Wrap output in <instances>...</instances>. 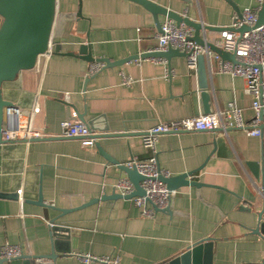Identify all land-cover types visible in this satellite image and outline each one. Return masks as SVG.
<instances>
[{"label":"crops","instance_id":"1","mask_svg":"<svg viewBox=\"0 0 264 264\" xmlns=\"http://www.w3.org/2000/svg\"><path fill=\"white\" fill-rule=\"evenodd\" d=\"M151 1L218 28L201 32L208 43H215L218 30L236 19L234 8L224 0ZM232 1L241 13L255 7L252 0ZM56 7L51 42L62 54L40 57L34 70L21 72L2 90L5 100L25 113L40 106L36 126L46 138L57 137L60 123L77 114L99 135L107 129L127 134L97 141L107 155L126 164L151 156L142 145V132L160 122L207 114L198 75L185 57L172 58L170 66L164 59L141 58L89 75L92 63L66 55L78 54L87 43L94 59L112 62L147 52L157 44L159 31L142 5L129 0H82L81 5L80 0H57ZM166 19L160 17L162 23ZM218 67L213 53L206 62L209 114L235 102L248 123L254 111L245 81L219 73ZM124 78H132V83L123 84ZM216 136L225 138L226 145L214 153ZM157 145V162L169 176L205 165L191 180L207 186L179 188L172 195L171 214L158 212L155 217L142 216L133 199L85 206L117 194L114 186L124 178L96 146L59 137L0 145V195H16L0 197V245H19L35 256L51 252L50 224L37 205L41 193L45 204L71 211L56 221L70 233L54 239L59 255L55 264H102L85 262L84 256L119 257L120 264H159L209 238L211 264H264V239L251 231L264 208V130L259 137L236 127L227 134H167ZM249 162L260 165V180L246 166ZM60 215L57 209L49 210L50 219Z\"/></svg>","mask_w":264,"mask_h":264},{"label":"built area","instance_id":"2","mask_svg":"<svg viewBox=\"0 0 264 264\" xmlns=\"http://www.w3.org/2000/svg\"><path fill=\"white\" fill-rule=\"evenodd\" d=\"M255 7L246 8L242 13V21H239L219 32V39L214 43L226 53H233L236 63L227 62L216 55L219 61L218 72L221 74L240 77L245 81V92L252 98L251 108L254 117L246 123L243 118V110L235 102H230L226 110H217L211 114H201L192 118L177 119L168 122H160L156 126L142 132V145L150 152L151 156L143 161L131 159L126 164L135 167L144 178L141 187L145 191L144 197L133 198L135 205L140 209L142 216L155 217L157 211L162 212L170 207L172 195L175 191H169L161 177H169L168 173L159 167L157 162L158 142L162 135L178 134L183 132L227 130L233 127L245 129L251 136H261L264 128V25L254 28L257 22V14L264 4V0H252ZM244 25L251 29L244 33L238 29ZM158 34L157 44L147 52H166L169 49L179 50L186 56L190 70H197L199 55L211 58L208 48L201 47L193 39V30L184 24L166 19ZM236 29V30H235ZM53 52L51 45L46 54ZM39 57V58H40ZM161 59V58H160ZM103 63H92L88 74L93 75L103 70ZM132 78H124L123 84L129 85ZM70 95L65 94L69 100ZM40 106L36 104L29 113H25L19 106L11 105L4 109V123L2 139L5 143H17L19 141L27 145L34 140L47 136L36 126V118L40 114ZM59 138H77L84 147H94L97 141L96 133L88 125L73 114L70 120L60 123ZM115 192L122 196L130 195L135 188L127 178H120L114 186ZM21 194V191L19 192ZM25 253L23 247L6 243L0 245V260H12L21 258ZM85 262L98 261L102 264H120L119 257L96 258L83 257Z\"/></svg>","mask_w":264,"mask_h":264},{"label":"water","instance_id":"3","mask_svg":"<svg viewBox=\"0 0 264 264\" xmlns=\"http://www.w3.org/2000/svg\"><path fill=\"white\" fill-rule=\"evenodd\" d=\"M80 0V5H81ZM136 4L142 5L153 17L156 28L159 33H161L162 22L160 17H165L171 21L176 22L178 25L184 24L187 27L191 28L194 33L192 39L201 47L208 48L210 52L215 53L220 56V58L227 62L236 63V57L233 53H226L222 49L218 48L213 42L208 43L204 38L201 37V32H213L218 28H214L212 26L208 27L201 22H197L195 20H191L186 15L170 11L166 7H163L160 4H156L151 0H129ZM225 2L230 3V5L234 8L236 13V19L234 24L242 21V13L236 6V4L232 0H224ZM57 0H0V145L5 144L2 139V129L4 123V109L8 106L13 105L12 103L5 100L2 95L3 86L8 82H15L18 80V77L21 72L34 70L39 62V57L46 54L49 47L52 45L51 37L52 31L54 27V20L56 17V7ZM257 22L254 28L262 27L264 25V4L260 11L257 14ZM251 28L247 25H244L242 28L238 29V32L244 33ZM223 28L218 30L222 31ZM236 30V29H235ZM53 53L62 54L60 50V46H56ZM67 56H76L80 59L85 60L87 63H103L104 68H113L117 66H122L124 63L132 62L140 60L141 58L148 59H164L168 62L170 66V61L172 58L179 56L185 57V54L180 52L179 50L169 49L166 52H145L140 54V56H131L127 57L123 60L112 62L109 58L105 59H94L92 53L90 51L89 43L83 44L80 46L78 54L70 52L66 54ZM206 62L207 57L203 55H199L198 65L196 74L199 79V89L202 91V100H203V108L205 113L209 114L210 111L208 109L210 96L208 94V74L206 72ZM89 127V126H88ZM91 129V128H90ZM263 131L264 128H261ZM230 130H227L228 133ZM209 132V131H207ZM215 134H224L225 131L222 129H216L211 131V133ZM100 134V133H99ZM127 134H112L110 132L104 131L101 135H97V141L100 139H107L113 137H125ZM54 138H40L37 140H51ZM77 139V138H72ZM34 140V141H37ZM96 141L95 146L99 149L100 154L104 157V159L110 164L114 165L120 173V176L127 178L134 185V192L130 195H126V197H122L118 194L113 193L109 196H103L101 199H93L89 204L85 206H89L93 203H97L102 201H106L109 199H133L135 197H144L145 191L142 189L141 184L144 178L138 173L135 167H129L127 164L118 162L115 158L107 155L102 147H100L99 143ZM214 144V153L219 149L220 151H224L225 138L216 136L213 140ZM213 153V154H214ZM248 169L251 170L253 176L260 180V165L255 162H249L246 164ZM205 165L196 169V171L188 172L184 174H179L178 176H169V177H161L160 180L166 183L169 191H177L179 188L183 187H200L207 186L206 184L191 180L197 173L204 169ZM263 173V171H262ZM0 197H13L8 195H0ZM37 205L43 207L44 218L48 220L50 224V234L53 238V244L51 248V252L48 255H27L24 254L21 258L12 259V260H0V264H5V262L21 260L23 264H55L59 255L57 254V250L55 248L54 239H57L61 236H66L70 233V229L67 227L58 225L56 221L63 215L70 213L69 210L58 209L61 215L56 217L55 219L49 218V210H56L52 206L45 204L42 199V195L38 198ZM82 206V207H85ZM159 211H157L158 213ZM168 214H171L170 207L166 210L162 211ZM161 212V213H162ZM253 234L258 235L264 239V208L258 212V219L256 226L251 228ZM213 248V240L212 239H204L203 241L198 242L189 248L182 250V252L170 259H167L159 264H211L212 262V250ZM48 262V263H46Z\"/></svg>","mask_w":264,"mask_h":264}]
</instances>
